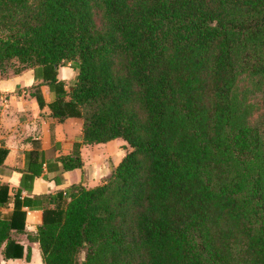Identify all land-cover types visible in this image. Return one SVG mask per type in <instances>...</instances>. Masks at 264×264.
I'll use <instances>...</instances> for the list:
<instances>
[{
    "label": "trees",
    "instance_id": "16d2710c",
    "mask_svg": "<svg viewBox=\"0 0 264 264\" xmlns=\"http://www.w3.org/2000/svg\"><path fill=\"white\" fill-rule=\"evenodd\" d=\"M7 67L33 68L52 112L83 121L49 173L81 168L83 144L122 137L131 150L95 186L17 191L0 217L5 257L23 256L21 208L46 198L44 264H264V133L234 117L242 74L264 105V0H0Z\"/></svg>",
    "mask_w": 264,
    "mask_h": 264
},
{
    "label": "crops",
    "instance_id": "0c3cea01",
    "mask_svg": "<svg viewBox=\"0 0 264 264\" xmlns=\"http://www.w3.org/2000/svg\"><path fill=\"white\" fill-rule=\"evenodd\" d=\"M77 73L69 62L60 66L58 77L65 82L67 91ZM55 99L54 91L35 77L33 68L8 72L0 69L1 218L9 219L13 215L17 191L21 192V197H34L53 194L72 184H84L86 179L87 187L97 185L119 163L129 147L120 138L83 144L80 147L81 168L63 172L56 168L49 173V161L72 153L83 128L79 116L60 118L52 112L49 104ZM37 167L41 169L39 174L33 170ZM55 174L61 178L60 182L54 179ZM2 186L7 190L1 189ZM53 206L48 199L42 198L40 205L21 208L25 213L24 229L13 228L11 232L14 241L23 246V256L5 257L1 251V264H44L36 234L38 224L43 221V209Z\"/></svg>",
    "mask_w": 264,
    "mask_h": 264
},
{
    "label": "rangeland",
    "instance_id": "374dc122",
    "mask_svg": "<svg viewBox=\"0 0 264 264\" xmlns=\"http://www.w3.org/2000/svg\"><path fill=\"white\" fill-rule=\"evenodd\" d=\"M10 70L11 68H8L6 72ZM234 97L236 98V108L234 110L235 121L241 125H243V123L248 125H259L264 133V105L261 100V93L256 79L248 74L240 75L234 87ZM118 138L125 140L122 137ZM129 150H131L130 146L127 147L126 151ZM109 174L107 176H109ZM81 185L87 187L88 179ZM83 256L84 254L82 253L81 259H83Z\"/></svg>",
    "mask_w": 264,
    "mask_h": 264
}]
</instances>
